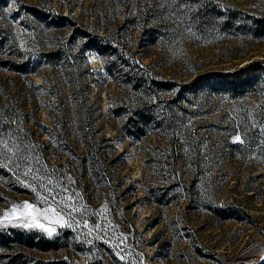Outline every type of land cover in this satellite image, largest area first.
<instances>
[{
	"label": "rangeland",
	"instance_id": "obj_1",
	"mask_svg": "<svg viewBox=\"0 0 264 264\" xmlns=\"http://www.w3.org/2000/svg\"><path fill=\"white\" fill-rule=\"evenodd\" d=\"M259 20L264 0H0V120L10 110L19 126L0 140V264H261L264 70L247 68L264 66ZM144 71L173 88L147 96L130 83ZM233 74L254 84L217 78ZM91 132L113 146L100 180L77 159ZM42 183L71 229L5 219L43 207ZM42 235L47 249L31 241Z\"/></svg>",
	"mask_w": 264,
	"mask_h": 264
},
{
	"label": "trees",
	"instance_id": "obj_2",
	"mask_svg": "<svg viewBox=\"0 0 264 264\" xmlns=\"http://www.w3.org/2000/svg\"><path fill=\"white\" fill-rule=\"evenodd\" d=\"M259 22V28H258V32L259 33H264V20H259L257 21ZM102 37H99V39H101ZM2 41V40H1ZM2 43V42H0ZM248 69H250L251 71H257V70H264V66H261L260 63H252L251 65H249L247 67ZM145 71L140 74V75H135L134 78H131L130 83L132 84L133 87L135 88H139L141 90H143L145 93H147V96H154L156 93L155 92H164V90L166 89H172L173 88V83L171 82H167V83H160V82H155L151 85V80L149 78L148 74H144ZM138 74V73H136ZM218 79H221V83L223 84H227L228 87L230 88V90L233 91H241L243 89H246L249 86H252L254 83H252L251 78L252 77H247L244 78L241 75H236L233 74V76L231 75H220L217 76ZM256 81V80H255ZM195 83H193V85H196V83L200 84L199 87H202V84H210V78L209 77H205V78H201L199 80L194 81ZM211 85V84H210ZM189 88V87H188ZM194 89V88H193ZM197 89L195 88L193 91H196ZM10 111V110H8ZM7 111V112H8ZM4 112V114L1 117L0 120V140L4 141V140H9V139H13L15 136H18L19 134L18 129L19 126H17L16 122L14 123L13 121V117L9 118L8 116L10 115V112ZM154 113V118H157V111H153ZM140 120L144 121V122H148L149 117H145L142 116L140 118ZM93 124H90V128H92ZM238 133H241V136L243 138V141L245 144L246 142H248V138L246 136V134L241 130L238 131ZM84 141H83V152L79 154V156L77 157V159L80 161V163L82 164H87L91 167L92 171L94 172L95 176L97 177V179L100 180V178H106L107 176H109V173H107L106 171L108 170L107 167V161L109 159L110 154H106L105 150L107 147H112L108 145V138L103 137L101 138L99 136L98 133H89L87 135L84 136ZM4 150L0 147V159L3 161H10L8 160L9 158H6L5 156H3ZM119 158V156H118ZM14 165H18L17 162L15 163H11V165L7 166L9 168H13ZM3 169V168H0ZM42 239V240H41ZM4 241L6 240V238L3 239ZM31 240V239H30ZM35 240H41L42 243H45L44 248H49V245L51 244V241L46 240L45 236H39L38 238H36L35 236L32 237V242ZM48 245V246H47Z\"/></svg>",
	"mask_w": 264,
	"mask_h": 264
},
{
	"label": "snow or ice",
	"instance_id": "obj_3",
	"mask_svg": "<svg viewBox=\"0 0 264 264\" xmlns=\"http://www.w3.org/2000/svg\"><path fill=\"white\" fill-rule=\"evenodd\" d=\"M12 3H15L16 0H11ZM236 141H240V136H236L235 138ZM29 172H31V169H28V172L25 173V175H28ZM43 180L42 177H34ZM49 184L51 181L49 180ZM25 187H30L29 185H25ZM42 188H44L47 192V195L45 196H40L39 194L37 195V201L43 207H37L35 204L30 203V202H23L22 208L24 209L23 211L17 212L16 208H13L10 213L5 214V219L8 221L9 224H11L13 219H18L19 220V226H22L24 228H33V227H38L43 229L49 236H51L55 229L54 228H45L44 224L42 223H28L27 218L31 217L33 220H36L37 217L42 218L45 221H49V214H51L54 218L50 221L53 224L59 225L61 228H72L73 223L75 221L67 222L64 221L63 215H61L57 211V206H54V203L57 201V196L59 195V192L54 190L53 188L47 187V185L43 184L41 185ZM33 192H35V189H31ZM63 192L67 193L69 190L67 188L62 189ZM68 200H72V196L67 197ZM64 207L69 208V216L71 217V212L73 211H78V209L71 208L68 205H64ZM0 226L6 227L7 225L4 223V220H0ZM17 226V225H13ZM85 227H87V224L85 222ZM97 230H99V226H97ZM118 259L120 261L124 260L123 255H119ZM261 264H264V259H262Z\"/></svg>",
	"mask_w": 264,
	"mask_h": 264
}]
</instances>
